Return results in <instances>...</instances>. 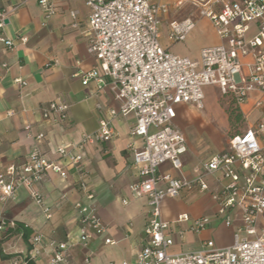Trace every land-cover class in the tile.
Masks as SVG:
<instances>
[{"label":"built area","instance_id":"built-area-1","mask_svg":"<svg viewBox=\"0 0 264 264\" xmlns=\"http://www.w3.org/2000/svg\"><path fill=\"white\" fill-rule=\"evenodd\" d=\"M191 1L199 7L200 15L210 20L223 41L203 48L198 60L178 56L163 47L160 28L169 9L161 0H85L91 11L89 30L93 35L89 52L98 59L100 70L77 73L75 77H80L83 85L106 77V85L119 108L111 109L101 119L95 133L84 135L78 144L60 147L57 153L69 159L70 165L83 174L84 147L112 142L117 135L115 121L134 115L130 135L142 139L143 144L139 148L130 146L139 180L129 189L135 199L147 200L149 219L144 229V245L132 263L123 264H264V115L256 129H247L230 138L229 152L214 155L195 167L191 180L159 175V168L166 163L180 170L182 157L188 151L186 135L175 125L177 106L191 104L202 109L205 88L210 86L219 87L222 96L233 97L238 106L252 93H264V0ZM39 4L47 17L55 13L52 0H39ZM10 13L0 10V29L4 28ZM194 26L190 19L173 22L170 38L182 42ZM0 41L13 46L10 39ZM248 57L252 61L245 63L243 59ZM67 110V106L53 102L43 117L49 119L52 113L65 114ZM25 130L30 131L31 127L26 126ZM43 137V134L38 136ZM51 172L67 177L60 161H49L39 149H33L22 168L13 166L6 172L0 171L1 199H15L21 185L33 187ZM216 174L222 183L212 193L218 206L217 216L225 226L231 227L233 211L237 209L241 214L242 224L236 229L232 245L220 248L209 241L200 251L172 254L173 223L163 219V203L179 198L184 192L210 191L206 180ZM83 187L86 188L84 183ZM32 197L50 219L51 209L41 195L34 191ZM86 197L88 204L77 205L78 241L83 247L108 233L98 214L95 195L87 193ZM211 220L209 217L191 220L183 214L176 224L190 222L188 230L199 234ZM5 226L0 221V232ZM184 234L185 231H179L180 237ZM44 240L43 235L32 234L29 239L32 257H11L7 264H35ZM49 242L52 246L55 244V253L44 264H70L72 243ZM106 242L112 243L109 239Z\"/></svg>","mask_w":264,"mask_h":264},{"label":"crops","instance_id":"crops-1","mask_svg":"<svg viewBox=\"0 0 264 264\" xmlns=\"http://www.w3.org/2000/svg\"><path fill=\"white\" fill-rule=\"evenodd\" d=\"M52 1L55 13L49 17L39 0L0 1V10L11 12L4 28L0 29V39L13 41V46L0 41V171L6 172L13 166L22 168L36 148L49 161H60L67 171L66 178L51 172L33 187L21 185L15 199L2 200L0 196V221L7 223L0 232V264H7L14 254L23 258L33 255L29 242L23 239V230L16 229L17 223L24 224L32 234L45 237L35 264L46 263L55 253V244L52 246L49 241L72 243L70 264L132 263L144 245V229L149 219L147 200L135 199L129 189L139 180L130 146L139 148L143 140L131 137L135 117L128 115L115 121L117 135L112 142L84 147L83 174L70 165L69 159L61 158L57 153L60 147L78 144L84 135L95 133L101 119L111 109H118L119 103L106 85V77L92 80L88 85L75 77L77 73L100 70L98 59L89 52L93 35L89 30L91 11L85 0ZM184 2L189 1L161 0L169 11L162 19L160 40L170 52L198 60L203 48L220 45L223 41L210 20L200 15V10L197 18L176 19L175 12ZM192 5L196 6L193 2ZM187 19L195 24L192 30L197 22L204 20L214 33L212 41L196 54L184 52L177 46L186 39L175 42L170 38V24ZM22 38L26 41L22 42ZM243 61L250 63L252 58ZM209 90L214 91L216 108L211 121L202 116ZM220 98L228 99L222 96L219 87L210 86L205 88L202 109L191 104L177 106L175 125L186 135L188 151L182 157L180 170L166 163L159 168L160 176L170 174L174 178L191 180L195 167L214 155L230 151L229 141L227 147L215 141L217 129L224 119L218 103ZM53 102L67 106L68 110L65 114L52 113L45 119L43 114ZM239 107L246 118L247 129H256L264 115V93H252ZM28 125L30 131L25 130ZM188 129L205 135V140L191 139L186 133ZM40 134L44 137L38 138ZM220 179L219 174L207 178L208 192H184L179 198L163 203L162 217L173 223L175 244L170 249L172 254L200 251L209 241L220 248L232 245L236 229L242 224L241 214L237 209L233 211L231 227L225 226L217 216L218 206L212 193L220 189ZM34 191L51 209L50 219L32 197ZM87 193L95 195L98 214L108 233L83 247L78 241L80 214L77 205L89 203ZM183 214L189 215L191 220L203 217L212 220L206 230L194 234L188 230L190 222L176 224ZM180 230L185 231L183 237L179 235ZM108 239L112 243H107Z\"/></svg>","mask_w":264,"mask_h":264},{"label":"rangeland","instance_id":"rangeland-1","mask_svg":"<svg viewBox=\"0 0 264 264\" xmlns=\"http://www.w3.org/2000/svg\"><path fill=\"white\" fill-rule=\"evenodd\" d=\"M184 2V4L178 8L175 12V18L178 20L191 17L197 18L199 15V8L192 5V1ZM214 33L212 29L206 25L204 20L197 22L196 27L192 30L186 37L185 42L178 44L177 46L184 52L190 54H196L200 51V48L212 41ZM214 98L215 94L213 90H209L208 99L206 101V109L202 113L203 118L211 121L215 117L216 108L214 107ZM219 106L222 108L223 113V125L217 129L218 136L215 138L216 143L219 145L222 144L223 147H227L229 138L236 132H241L247 129L246 118L243 121H236V114L233 115V118L229 119V113L233 108L231 102L226 98H220L218 100ZM190 131V132H189ZM193 132V133H192ZM190 135V138H195L196 140H205V135H201L199 132H194L192 129L186 131Z\"/></svg>","mask_w":264,"mask_h":264},{"label":"trees","instance_id":"trees-1","mask_svg":"<svg viewBox=\"0 0 264 264\" xmlns=\"http://www.w3.org/2000/svg\"><path fill=\"white\" fill-rule=\"evenodd\" d=\"M227 98L231 102V104L233 105V108L231 109V112L229 113V119L231 120L233 118V115L236 114V118H235L236 121L237 122L243 121L244 120V115H243L240 107L237 105L236 100L233 97H227ZM240 133H242V131L234 133L231 137H233V136H235L237 134H240ZM5 225H7L6 222H5ZM15 227H16V229L23 230V239L25 241L29 242V239L32 236V231L30 229H28L27 227H25V225L22 224V223H17ZM16 256H19V255L18 254H14L11 257H16Z\"/></svg>","mask_w":264,"mask_h":264}]
</instances>
